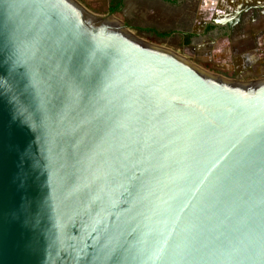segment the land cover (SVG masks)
I'll use <instances>...</instances> for the list:
<instances>
[{
	"label": "water",
	"instance_id": "1",
	"mask_svg": "<svg viewBox=\"0 0 264 264\" xmlns=\"http://www.w3.org/2000/svg\"><path fill=\"white\" fill-rule=\"evenodd\" d=\"M0 264H264V77L0 0Z\"/></svg>",
	"mask_w": 264,
	"mask_h": 264
},
{
	"label": "crops",
	"instance_id": "2",
	"mask_svg": "<svg viewBox=\"0 0 264 264\" xmlns=\"http://www.w3.org/2000/svg\"><path fill=\"white\" fill-rule=\"evenodd\" d=\"M80 1L87 7L94 8L95 11L100 10L102 13H109L112 7H117V11L114 14L122 17V19L132 17L137 10L136 0ZM172 1L176 2V0ZM150 11L155 12L154 10ZM158 14L160 15L159 12ZM197 18L196 34L202 33L205 25L210 30L205 36V48L215 51H212L213 57L224 56L223 52L218 53L216 49L223 50L227 48V53H230L231 47L234 48L233 43L228 42L229 44H224L226 46L223 48L221 45L218 46L217 41L223 38L226 39L227 37H221V35L229 36V34L237 29L238 25L243 24V28L240 29L241 35L237 37L238 41H250L251 37H255L254 34L264 33V0H199ZM229 22L230 27L227 26ZM247 35L248 38L246 37ZM215 39H217L216 43L209 42L210 40L215 41ZM202 44L201 38H197V47L201 48ZM238 46H240L239 43L235 45V47L239 48ZM198 48L196 52H199L200 49Z\"/></svg>",
	"mask_w": 264,
	"mask_h": 264
},
{
	"label": "rangeland",
	"instance_id": "3",
	"mask_svg": "<svg viewBox=\"0 0 264 264\" xmlns=\"http://www.w3.org/2000/svg\"><path fill=\"white\" fill-rule=\"evenodd\" d=\"M84 4V3H83ZM85 5V4H84ZM86 6V5H85ZM91 11L96 12L98 14H107L102 13V11H95L94 8L88 7ZM116 15V14H115ZM117 16V15H116ZM119 17L121 20L122 17ZM132 28V27H131ZM132 30L139 36L145 38L146 40L161 44L163 46L172 48L179 53L186 55L189 59H191L194 63L199 65L200 67L207 69L211 72L221 74L228 78H238L242 80H250V79H258L264 77V33H256L254 34L255 37H251L252 40H242L238 41L237 37L241 35L238 33V36L229 39L230 36L221 35V37H227L226 39L218 40V46L225 47L224 44H229L228 42L233 43L234 48L231 47L230 53H227V48L221 50L216 49V52H223L224 56L213 57L212 51L214 50H207L205 48V37L201 38L203 44L201 45L204 50H199L196 52L195 50L189 51L185 49H181L180 46L182 45L180 39L178 38H170V39H160L147 31H140L138 29L132 28ZM248 38V35L246 36ZM250 37V36H249ZM246 38V39H247ZM209 41V42H215ZM212 43H210L212 45ZM239 43V48L235 47ZM243 43V47H242ZM229 48V47H228Z\"/></svg>",
	"mask_w": 264,
	"mask_h": 264
},
{
	"label": "flooded vegetation",
	"instance_id": "4",
	"mask_svg": "<svg viewBox=\"0 0 264 264\" xmlns=\"http://www.w3.org/2000/svg\"><path fill=\"white\" fill-rule=\"evenodd\" d=\"M178 1L136 0L137 10L132 17L125 19L126 23L160 39L178 38L182 43L181 49L197 51V38H204L210 31L205 25L202 33L196 34L199 0ZM241 28L243 24L238 25L237 29L229 34L230 38L237 37ZM186 38H189V43H185ZM198 49L204 50L202 47Z\"/></svg>",
	"mask_w": 264,
	"mask_h": 264
},
{
	"label": "trees",
	"instance_id": "5",
	"mask_svg": "<svg viewBox=\"0 0 264 264\" xmlns=\"http://www.w3.org/2000/svg\"><path fill=\"white\" fill-rule=\"evenodd\" d=\"M120 3H121V1H120ZM111 11H112L113 13H115V12L117 11V7H112V8H111ZM185 43H189V38H186Z\"/></svg>",
	"mask_w": 264,
	"mask_h": 264
}]
</instances>
